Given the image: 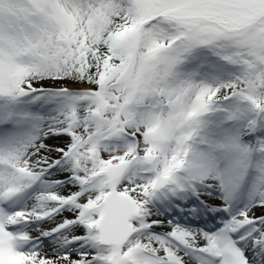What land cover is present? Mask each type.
<instances>
[{
  "label": "snow or ice",
  "instance_id": "snow-or-ice-1",
  "mask_svg": "<svg viewBox=\"0 0 264 264\" xmlns=\"http://www.w3.org/2000/svg\"><path fill=\"white\" fill-rule=\"evenodd\" d=\"M0 264H264V0H0Z\"/></svg>",
  "mask_w": 264,
  "mask_h": 264
}]
</instances>
